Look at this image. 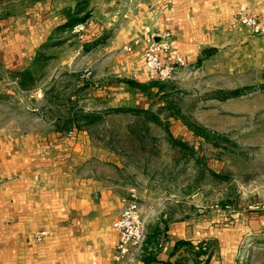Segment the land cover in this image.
<instances>
[{
  "label": "rangeland",
  "instance_id": "rangeland-1",
  "mask_svg": "<svg viewBox=\"0 0 264 264\" xmlns=\"http://www.w3.org/2000/svg\"><path fill=\"white\" fill-rule=\"evenodd\" d=\"M150 3L91 0L78 14L84 21L60 28L78 0H0V25L24 29L20 71L35 75L23 88L18 71L0 66V132H85L108 183L139 201L146 236L129 264H264V225L232 254L214 234L262 214L254 207L264 202V36L222 39L208 57L201 59L207 47L185 56L171 80L135 90L121 81L124 72H107L132 45L111 50V43L134 17L155 14L158 3ZM238 87L243 94L229 93ZM73 113L75 125L64 118ZM167 246L169 258L159 260Z\"/></svg>",
  "mask_w": 264,
  "mask_h": 264
},
{
  "label": "crops",
  "instance_id": "crops-1",
  "mask_svg": "<svg viewBox=\"0 0 264 264\" xmlns=\"http://www.w3.org/2000/svg\"><path fill=\"white\" fill-rule=\"evenodd\" d=\"M155 3V14L146 10L127 29L120 28L124 38H115L111 50L132 46L118 54L123 61L106 66L107 72L148 81L143 53L151 32L170 30L173 48L192 59L222 39H238V34H246L245 40L254 37L249 27L233 21L236 12L264 20V0H152L150 4ZM23 30L18 24L0 25V66L23 70ZM46 129L6 127L0 132V264H111L118 241L113 222L125 197L98 169L103 157L85 132ZM253 216L236 227L214 230L230 254L246 233L264 225V212ZM172 228L180 239V221ZM43 229L50 235L36 240L35 234ZM168 248L159 260L169 258Z\"/></svg>",
  "mask_w": 264,
  "mask_h": 264
},
{
  "label": "built area",
  "instance_id": "built-area-1",
  "mask_svg": "<svg viewBox=\"0 0 264 264\" xmlns=\"http://www.w3.org/2000/svg\"><path fill=\"white\" fill-rule=\"evenodd\" d=\"M234 20L249 27L253 34L264 36V20L257 15L239 11ZM143 59L150 81L171 80L179 69L187 64L185 56L173 48L172 33L169 30L152 32L148 35ZM124 202L125 205L119 216L113 222L118 232V241L111 264H129L146 236L139 201L133 195V198L125 197ZM254 208L264 212V202H260ZM49 235L50 231L43 229L35 234V239L41 241Z\"/></svg>",
  "mask_w": 264,
  "mask_h": 264
},
{
  "label": "trees",
  "instance_id": "trees-1",
  "mask_svg": "<svg viewBox=\"0 0 264 264\" xmlns=\"http://www.w3.org/2000/svg\"><path fill=\"white\" fill-rule=\"evenodd\" d=\"M79 2V6H78V9L75 10V11H71V10H68L67 13H66V16H67V19L65 22H63L62 24L59 25L60 28H63V27H72L74 26L76 23L78 22H81V21H84V17H78V14L83 12L87 7L88 5L91 3V0H78ZM217 48L216 47H207L204 49V57H201L202 58H205V57H208L209 55H211ZM17 73H19L18 77L20 79V86L23 87V88H30V84L28 83L29 81H34V71L31 70V69H28V70H24V71H18ZM122 82H124L125 84L131 86L132 88H137L139 90H147L148 88H152L153 86H156L159 82L157 80H154V81H149V82H140L138 80H135V79H131V78H122L121 79ZM243 88H234V89H231L229 91V93L233 96H237V95H241L243 94ZM161 89L159 88V93ZM130 110H134L135 112H141L139 110H145V109H141V108H138V109H122L120 107H116L114 109V111H130ZM88 114H90V112H88ZM66 120V122H69L73 125H75V121H77V118H75V113L73 114H70V115H67L64 117ZM154 120H156L158 123L162 124V121L159 119V117L155 116L154 117ZM72 127V125L70 126ZM198 129V128H197ZM63 130H66L65 128ZM69 130V129H68ZM198 132L201 133V130L198 129ZM178 142V141H176ZM180 142V141H179ZM183 242L185 243H188L189 241L188 240H184ZM151 262V261H149Z\"/></svg>",
  "mask_w": 264,
  "mask_h": 264
}]
</instances>
